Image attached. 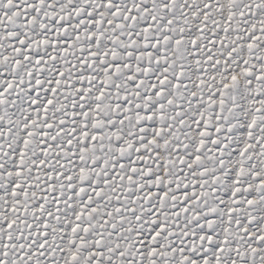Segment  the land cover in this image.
Segmentation results:
<instances>
[{"label":"snow or ice","instance_id":"6c2138e0","mask_svg":"<svg viewBox=\"0 0 264 264\" xmlns=\"http://www.w3.org/2000/svg\"><path fill=\"white\" fill-rule=\"evenodd\" d=\"M0 264H264V0H0Z\"/></svg>","mask_w":264,"mask_h":264}]
</instances>
